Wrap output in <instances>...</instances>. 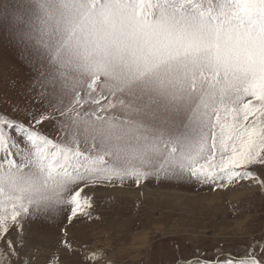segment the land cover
Instances as JSON below:
<instances>
[{"label":"rangeland","instance_id":"1","mask_svg":"<svg viewBox=\"0 0 264 264\" xmlns=\"http://www.w3.org/2000/svg\"><path fill=\"white\" fill-rule=\"evenodd\" d=\"M258 72L264 0H0V114L45 113L58 157L49 168L30 148L0 154V217L22 244L13 256L0 240V264H84L86 251L97 264H175L264 238V192L247 184L126 181L66 223L79 182L195 154Z\"/></svg>","mask_w":264,"mask_h":264},{"label":"snow or ice","instance_id":"2","mask_svg":"<svg viewBox=\"0 0 264 264\" xmlns=\"http://www.w3.org/2000/svg\"><path fill=\"white\" fill-rule=\"evenodd\" d=\"M50 123L51 119L42 112L27 122L0 114V154L11 158L30 148L39 154L42 163L48 162L52 168L58 157L51 156L50 159L46 145L45 126ZM150 178L209 186L213 190L247 184L264 192V72H258L242 89L238 104L222 106L217 111L209 138L195 154L154 172L109 174L79 182L67 203V225L81 216H91L96 189L123 186L126 181L139 187ZM18 218L19 213L14 211L9 217L13 222ZM16 227L20 233L22 227L18 223ZM0 232V240L7 244L9 254L16 255L15 247L22 244L18 239L13 246L9 239L11 229L5 227L3 217H0ZM62 232L65 238L61 245L70 252L75 251L67 238V227ZM100 258L101 253L96 251H86L82 256L84 264H97ZM175 264H264V238L254 239L246 249L236 252H225L220 248L209 255L197 248L187 256L181 255Z\"/></svg>","mask_w":264,"mask_h":264}]
</instances>
